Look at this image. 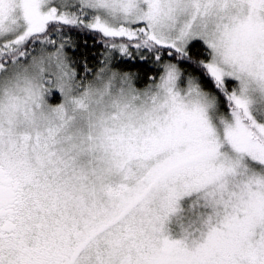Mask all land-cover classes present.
I'll return each mask as SVG.
<instances>
[{
    "label": "snow or ice",
    "instance_id": "obj_1",
    "mask_svg": "<svg viewBox=\"0 0 264 264\" xmlns=\"http://www.w3.org/2000/svg\"><path fill=\"white\" fill-rule=\"evenodd\" d=\"M0 264H264V0H0Z\"/></svg>",
    "mask_w": 264,
    "mask_h": 264
}]
</instances>
